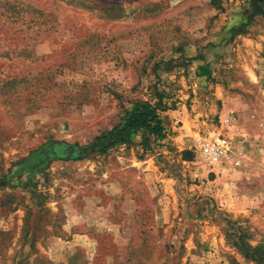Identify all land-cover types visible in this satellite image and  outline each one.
I'll list each match as a JSON object with an SVG mask.
<instances>
[{"label":"rangeland","instance_id":"rangeland-1","mask_svg":"<svg viewBox=\"0 0 264 264\" xmlns=\"http://www.w3.org/2000/svg\"><path fill=\"white\" fill-rule=\"evenodd\" d=\"M155 85L165 139L91 147ZM240 235L264 251V0H0V264H260Z\"/></svg>","mask_w":264,"mask_h":264},{"label":"trees","instance_id":"trees-1","mask_svg":"<svg viewBox=\"0 0 264 264\" xmlns=\"http://www.w3.org/2000/svg\"><path fill=\"white\" fill-rule=\"evenodd\" d=\"M200 73L202 75H209L210 71L202 68ZM153 91H155V95L152 99L135 100L123 124L115 125L106 134L97 136L91 147H100L101 153H106L111 147L131 143L139 133H142L143 145L146 148L149 146L152 136L159 140L165 139L167 136V126L163 113L168 109L167 99L170 94L166 90H161L156 85ZM104 139H109V142L102 145ZM243 238V235L238 236L236 245L242 248L245 257L264 264V251H262V247L248 245Z\"/></svg>","mask_w":264,"mask_h":264},{"label":"built area","instance_id":"built-area-1","mask_svg":"<svg viewBox=\"0 0 264 264\" xmlns=\"http://www.w3.org/2000/svg\"><path fill=\"white\" fill-rule=\"evenodd\" d=\"M221 121L222 126L235 128L238 124V115L232 108H226ZM233 136L231 132L223 130L215 136L199 139L197 149L200 158L212 166L223 162L232 153Z\"/></svg>","mask_w":264,"mask_h":264},{"label":"crops","instance_id":"crops-1","mask_svg":"<svg viewBox=\"0 0 264 264\" xmlns=\"http://www.w3.org/2000/svg\"><path fill=\"white\" fill-rule=\"evenodd\" d=\"M167 112V111H166Z\"/></svg>","mask_w":264,"mask_h":264}]
</instances>
